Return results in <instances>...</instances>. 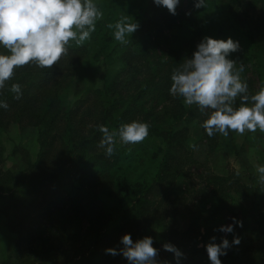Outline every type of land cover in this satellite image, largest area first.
<instances>
[{"label": "trees", "instance_id": "16d2710c", "mask_svg": "<svg viewBox=\"0 0 264 264\" xmlns=\"http://www.w3.org/2000/svg\"><path fill=\"white\" fill-rule=\"evenodd\" d=\"M195 2L180 0L172 15L154 0H95L103 18L89 40L70 42L51 69L30 64L6 81L0 135L34 131L37 150L13 147L20 165L6 169L0 141V264H129L106 254L128 234L133 242L151 237L157 260L171 264L165 243L194 254L198 238H219L227 203L253 195L194 158L190 126L200 128L207 155L218 133L209 137L201 127L208 115L169 89L173 70L204 37L238 42L228 59L244 64L249 95L264 86V0H205L200 9ZM122 16L139 25L124 44L106 27ZM0 54L10 53L0 46ZM133 121L150 126L148 137L128 145L117 137L106 156L97 126L117 131Z\"/></svg>", "mask_w": 264, "mask_h": 264}, {"label": "clouds", "instance_id": "9594fccd", "mask_svg": "<svg viewBox=\"0 0 264 264\" xmlns=\"http://www.w3.org/2000/svg\"><path fill=\"white\" fill-rule=\"evenodd\" d=\"M154 3L176 15L180 0H154ZM194 6L205 8L206 2L196 0ZM102 18L103 12L94 0H0V46L10 53L0 54V90L13 78L17 68L30 64L42 69L53 68L68 55L70 42L81 46L91 38L97 21ZM106 27L114 29V39L124 44L127 43L126 36H132L139 25L122 16ZM239 48V43L231 38L225 41L204 37L192 58L185 59L171 75L170 95L181 97L186 106L197 105L202 114L208 115L201 127L209 137L218 133L227 138L230 131L239 135L257 130L264 133V86L249 95V85L241 79L244 64L240 63L237 68V62L228 59ZM10 91L16 94L17 100L21 99L20 84L13 83ZM238 97L240 106L237 108L234 105ZM8 107L6 102L0 101V108ZM149 127L139 121L122 124L117 131L98 125V131L103 134L98 147L105 149L106 156L111 157L117 137L124 145L141 143L148 137ZM255 171L258 183L264 185V165H257ZM218 231L228 234L234 228L223 226ZM240 242L235 237L231 244L226 238L218 244L216 237H212L206 245L211 264H222L220 257L226 256L228 250ZM120 243L122 248L118 251L106 249V254L122 255L129 264H161L151 237L133 242L128 234ZM163 249L173 253L179 264L183 257L179 249L171 243H165Z\"/></svg>", "mask_w": 264, "mask_h": 264}, {"label": "rangeland", "instance_id": "374dc122", "mask_svg": "<svg viewBox=\"0 0 264 264\" xmlns=\"http://www.w3.org/2000/svg\"><path fill=\"white\" fill-rule=\"evenodd\" d=\"M199 131L197 125L190 126L188 147L192 149L194 158L197 161L206 160L205 167L210 169L212 174L226 177L229 183L234 181L242 189L246 187L251 194L253 192V195H239L238 199L235 195V201L227 203V208L222 214L219 227L231 225L234 231L228 234L221 232L216 243L219 244L226 238L231 244L235 237L241 241L239 245H233L226 256L220 257L222 264H264V185L258 183V174L255 171L257 165H264V133L257 130L255 133L246 131L239 135L230 131L227 138L218 134L214 153L207 155L208 148L200 139ZM35 138L34 131L19 134L15 129L0 135L2 159L6 169H14L20 165L18 150L14 157L10 156L13 147H25L31 151L32 156L35 155ZM198 241V251L188 256L183 253L179 264H211L206 251L209 242L200 241V238ZM170 258L171 264H177L173 253ZM46 264L58 262L53 258Z\"/></svg>", "mask_w": 264, "mask_h": 264}]
</instances>
